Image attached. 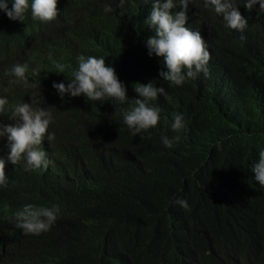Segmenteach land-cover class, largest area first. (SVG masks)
I'll return each instance as SVG.
<instances>
[{
	"label": "trees",
	"instance_id": "1",
	"mask_svg": "<svg viewBox=\"0 0 264 264\" xmlns=\"http://www.w3.org/2000/svg\"><path fill=\"white\" fill-rule=\"evenodd\" d=\"M66 1L84 7L65 11L24 54L16 55L25 47L20 36L0 35V84L13 63L27 62L29 74L39 65L30 78L40 82L41 106L56 117L53 141L41 145L48 168L5 163L0 264H264V188L250 169L264 147V13L239 4L248 20L241 34L189 3L186 25L206 37L209 73L170 86L158 74L162 57L149 56L144 44L154 33L145 23L150 2ZM106 2L111 12L103 11ZM67 31L71 36L57 42ZM75 49L104 56L126 84L129 101L138 96L137 81L163 86L167 96L153 102L162 109L157 126L133 136L119 121L129 101L61 98L52 81L68 82ZM45 52L48 61H30ZM58 63L64 73L56 72ZM28 91L13 86L10 103L30 102ZM178 112L186 130L165 147L160 136L174 135L169 124ZM25 203L58 205L47 232L26 234L15 226L14 212Z\"/></svg>",
	"mask_w": 264,
	"mask_h": 264
},
{
	"label": "clouds",
	"instance_id": "2",
	"mask_svg": "<svg viewBox=\"0 0 264 264\" xmlns=\"http://www.w3.org/2000/svg\"><path fill=\"white\" fill-rule=\"evenodd\" d=\"M107 1V0H105ZM151 3L150 13L145 23L154 29V33L147 37L144 44L149 56L162 57L159 77L171 85H182L189 79H195L200 73H209L208 61L210 50L205 35L198 29L186 25L189 3L211 10L220 16L226 28L234 29L243 34L248 20L239 10L243 3L251 11L254 7L258 14L264 13V0H143ZM123 3V0H120ZM58 6V8H57ZM180 10H176L177 7ZM82 5H73L66 0H0V35L20 36L22 44L30 48L32 43L45 34L53 25L60 24L63 14L69 9H79ZM104 12H111L112 5L104 3ZM243 38V35L241 36ZM57 73H64L65 65H56ZM40 71L37 65L28 73V64L13 63L5 69L9 77L5 84H0V138H7V153L0 155V187L8 183L5 173V163L23 162L26 170H42L48 168L51 160L41 147L45 138L51 143L55 133L50 125L55 122V115L48 106H41L44 96L40 91V82L34 77ZM68 82L52 81V88L64 98L65 94L76 97L81 94L88 101L111 100L115 105H123L129 101L127 86L120 80L115 68L105 63L104 56L78 55L76 66L71 70ZM13 86L29 90L31 100L10 103L9 96L13 93ZM133 90L138 94L129 101L130 106L121 111L120 122L127 126L135 136H141L144 131L155 128L161 120L162 109L153 103L158 96H167L163 86L157 87L154 81L147 83L137 81ZM6 117L10 123H5ZM183 113L173 115L169 128L174 135L161 134L160 143L171 147L173 142L180 139L186 130ZM255 181L264 188V147L258 148V158L250 167ZM182 208L189 207L183 198L175 201ZM59 211L58 205L35 206L25 203L14 212L17 228L24 233L40 234L47 232L55 223Z\"/></svg>",
	"mask_w": 264,
	"mask_h": 264
},
{
	"label": "bare ground",
	"instance_id": "3",
	"mask_svg": "<svg viewBox=\"0 0 264 264\" xmlns=\"http://www.w3.org/2000/svg\"><path fill=\"white\" fill-rule=\"evenodd\" d=\"M57 8H58V6H57ZM187 17H189V14H187ZM71 34H72V31H67V32L63 33L61 35V38L57 42L65 40V39H68L71 36ZM27 50H28V48L22 47L21 44H20L18 46V50L16 51V53H17L16 55L24 54ZM78 55H80L79 50L78 49L73 50V52L71 53V59L76 62V58H77ZM50 56H51L50 52L38 53V54H34L30 61L31 62L48 61ZM3 119H4L5 123H10L11 122L6 117H4ZM6 144H7L6 136L0 138V152L3 151V148L6 147ZM44 148H45V151L47 153V147H44Z\"/></svg>",
	"mask_w": 264,
	"mask_h": 264
}]
</instances>
